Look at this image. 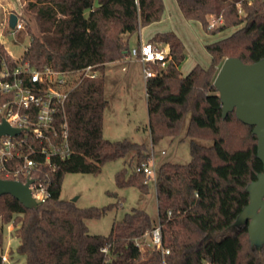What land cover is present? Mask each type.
<instances>
[{"label":"trees","instance_id":"trees-1","mask_svg":"<svg viewBox=\"0 0 264 264\" xmlns=\"http://www.w3.org/2000/svg\"><path fill=\"white\" fill-rule=\"evenodd\" d=\"M175 2L183 19L200 24L207 35L236 30L206 44L208 67L195 65L185 75L179 67L187 55L175 33H156L147 41L168 49L165 68L151 66L155 74L144 84L150 144L163 138H188L190 161L163 163L155 171L156 221L133 209L114 222L106 236L90 234L85 222L118 206L78 208L60 199L61 184L66 174L98 175L105 163L130 155L124 166L131 172L127 174L126 167L117 172L116 187L149 192L146 176L135 172L149 162L148 146L103 138L104 80L106 65L130 54L132 37L161 20L164 1L30 0L25 4L39 36L30 29L25 33L30 43L24 59L38 67V58L48 54L58 71L92 66L98 76L82 79L65 102L72 154L54 160V171L43 168L37 175L48 183L45 202L26 209L9 195L0 196V264L7 225L13 227L18 240L15 252L24 257V264H264V245L251 247L248 223L239 222L249 202L246 187L262 172L257 138L253 127L239 121L234 112L223 117L212 86L225 59L244 64L264 59V0ZM3 62L14 64L0 43V67ZM157 224L163 249L169 253L139 251L135 241ZM103 248L107 253L101 252Z\"/></svg>","mask_w":264,"mask_h":264},{"label":"rangeland","instance_id":"rangeland-1","mask_svg":"<svg viewBox=\"0 0 264 264\" xmlns=\"http://www.w3.org/2000/svg\"><path fill=\"white\" fill-rule=\"evenodd\" d=\"M30 0H0V43L12 59L18 60L23 57L28 48L30 38L25 35L28 29L35 36H39L34 17L25 11V4ZM167 12L175 4L174 0H164ZM172 2V4H171ZM10 14L19 18L23 25L22 31L12 30L8 25ZM212 22V18H210ZM175 24L184 29L186 33L182 36L186 44V59L179 67L180 72H186L190 67L199 65L207 68L210 62L209 55L204 49L208 43L228 37L236 29L207 35L202 29H195L199 25L195 22L185 21L176 16ZM186 26H190L186 28ZM201 27V26H200ZM171 30L173 28H170ZM197 30V31H196ZM173 31V30H172ZM8 32V33H7ZM183 35V34H181ZM136 36L131 39V44L136 43ZM189 40L191 45L189 46ZM196 48L193 49L191 46ZM165 47V45H162ZM124 68V70H122ZM104 95L107 107L104 111L102 122V135L108 141H120L127 139L132 142L146 144L150 152L148 164L156 171L163 163L187 164L190 161L189 139L182 137L171 139L163 138L156 145L151 146L147 131L148 114L146 107V96L144 78L141 64L129 58L118 64H108L105 70ZM186 126V124H185ZM151 148L152 156L151 159ZM130 155L124 159L105 163L98 175L90 174H66L63 177L60 191V199L72 201L78 208L97 207L104 208L116 205L112 210L99 219L87 220L88 231L92 235L106 236L109 234L112 224L122 219L125 213L133 209L145 211L153 220L157 219L156 195L153 180L148 183L149 192L141 194L137 189L128 187L119 189L115 184V174L126 167L127 174L131 172L130 167L124 166ZM153 160V163H152ZM4 246L11 248L8 252V264H24V257L15 252L16 241L8 232V225L3 229ZM14 261L12 262L11 256Z\"/></svg>","mask_w":264,"mask_h":264},{"label":"built area","instance_id":"built-area-1","mask_svg":"<svg viewBox=\"0 0 264 264\" xmlns=\"http://www.w3.org/2000/svg\"><path fill=\"white\" fill-rule=\"evenodd\" d=\"M23 29L17 18L12 34ZM167 57L166 46L150 42L133 47L127 56L141 64L145 81L155 74L151 66L165 68ZM12 62L14 64L3 62L0 67V124L5 122L18 133L0 136V179L22 184L32 180L29 185L31 197L42 204L49 197L48 183L37 175L43 168L54 171V160H64L72 154L65 102L82 79L96 78L98 72L92 66L71 72L58 71L48 54L38 58V67L31 65L24 55ZM135 172L146 176V184L151 180L155 183V170L148 163L140 164ZM135 247L141 252L169 253L163 249L159 224L136 240ZM101 252L107 253V249L103 248ZM1 261L7 263V255L2 254Z\"/></svg>","mask_w":264,"mask_h":264},{"label":"water","instance_id":"water-1","mask_svg":"<svg viewBox=\"0 0 264 264\" xmlns=\"http://www.w3.org/2000/svg\"><path fill=\"white\" fill-rule=\"evenodd\" d=\"M16 22L17 16L10 14L8 25L11 29ZM212 86L218 92L223 117L234 112L239 121L253 127L252 133L257 138V158L262 164V172L246 187L249 202L242 209L239 222L248 223L251 247L261 248L264 245V59L253 64H244L235 58L225 59ZM17 133L5 122L0 124V136ZM31 183L32 180L22 184L0 179V196L9 195L26 209L37 208L40 204L31 197Z\"/></svg>","mask_w":264,"mask_h":264},{"label":"crops","instance_id":"crops-1","mask_svg":"<svg viewBox=\"0 0 264 264\" xmlns=\"http://www.w3.org/2000/svg\"><path fill=\"white\" fill-rule=\"evenodd\" d=\"M171 4H172V2H171ZM164 5H165V10H164V13H163V16H162L161 20L159 22H157V23H153V24H151V25H149L147 27H144V28L140 29L138 35L136 36V38H137L136 43L135 44H131L132 47H136V46H138L139 44H141L143 42H147L156 33H162V32H167V31H172L173 30L172 32L175 33L181 39V41L183 42L184 47H185V51H186V44L184 43V41L182 39V36H184L186 33L185 34L182 33V32H184V29H182L181 27H179L178 25L175 24L176 16H178L180 19L181 18L183 19L182 15H181L178 7H177V4H176V2H175L174 5L172 4V7L169 8L170 10H168L169 12H167V7H166V2L165 1H164ZM189 22H191V21H189ZM195 25H199V24L196 23ZM188 27H190V26H186V28H188ZM170 28H173V29L171 30ZM195 29H197L198 31L199 30L201 31V27L200 26H198V28H195ZM181 34H183V35H181ZM189 42H190L189 43V46H190L191 45V41L189 40ZM191 47L193 49L196 48L194 45H192ZM124 61H128V58H125V59H123L121 61L113 62V63H110V64H118V63H122ZM192 68L193 67H190L188 69V71L181 72V74L182 75L187 74ZM122 70H124V68H122ZM144 84H145V80H144ZM8 232H9L10 237L14 241L17 242L16 246H15V247H17L18 240L13 236V233H12L13 232V227L11 225H8ZM10 249L11 248H7V247L4 246L3 254L8 256V252L10 251ZM10 256H11L10 260L13 262L14 261L13 256L12 255H10ZM8 263H9V261L7 263H3V264H8Z\"/></svg>","mask_w":264,"mask_h":264}]
</instances>
